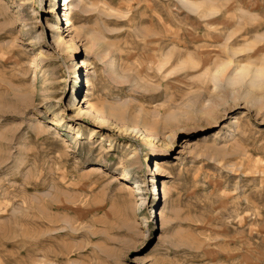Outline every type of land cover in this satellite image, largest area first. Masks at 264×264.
Wrapping results in <instances>:
<instances>
[{
    "label": "rangeland",
    "instance_id": "1",
    "mask_svg": "<svg viewBox=\"0 0 264 264\" xmlns=\"http://www.w3.org/2000/svg\"><path fill=\"white\" fill-rule=\"evenodd\" d=\"M62 8L0 0V264H264V0Z\"/></svg>",
    "mask_w": 264,
    "mask_h": 264
},
{
    "label": "bare ground",
    "instance_id": "2",
    "mask_svg": "<svg viewBox=\"0 0 264 264\" xmlns=\"http://www.w3.org/2000/svg\"><path fill=\"white\" fill-rule=\"evenodd\" d=\"M69 3H70V0H62V6H63V8H62L63 9L62 17L63 18L60 19L61 21H65V25L68 28V30H70L72 28L71 27L72 26V22H71V19L69 17V12H68ZM57 37H59V36H57ZM85 102L88 104L87 109H88V111H90L92 113V115H93L92 117H94V119L96 120L95 122L98 124V126L100 125V126L103 127L106 124L107 125L112 124L102 115V112L99 109H95V107H93L88 101H85ZM99 169L91 168V170H95V171H99ZM160 170H161V168L158 166V162H155V169H154L153 173H155V172L158 173Z\"/></svg>",
    "mask_w": 264,
    "mask_h": 264
}]
</instances>
